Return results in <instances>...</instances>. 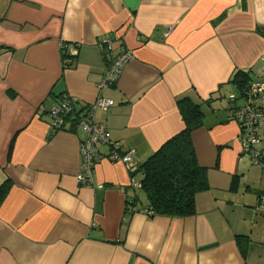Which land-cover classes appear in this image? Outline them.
<instances>
[{
  "label": "crops",
  "instance_id": "1",
  "mask_svg": "<svg viewBox=\"0 0 264 264\" xmlns=\"http://www.w3.org/2000/svg\"><path fill=\"white\" fill-rule=\"evenodd\" d=\"M259 28L264 0H0V264H264V166L229 108L231 95L244 103L236 71L264 78ZM114 33L111 53L100 42ZM120 48L133 56L100 91ZM67 95L79 111L113 98L96 118L132 151L129 165L100 161L95 185L76 178L83 130L53 128L50 108ZM184 97L204 113L191 136L209 188L193 216H150L136 169L185 129Z\"/></svg>",
  "mask_w": 264,
  "mask_h": 264
},
{
  "label": "built area",
  "instance_id": "2",
  "mask_svg": "<svg viewBox=\"0 0 264 264\" xmlns=\"http://www.w3.org/2000/svg\"><path fill=\"white\" fill-rule=\"evenodd\" d=\"M118 39L120 36L117 33L105 35L102 37L100 45L113 53L114 41ZM66 46V44H62V48ZM132 56L133 52L130 49H118L97 84L98 90L114 86ZM263 94L264 78L247 86L242 93L244 99L242 105L236 104L235 95H231L229 98V108L232 110L233 118L239 122L241 127L243 149L249 152L253 162L260 166H264V158L259 149L264 138V107L257 106L253 101ZM78 103V97L64 96L50 108V115L54 130L66 128L72 130L74 127H78L85 133L84 139L80 141L81 169L76 178L81 185H95L94 170L100 161L109 159L112 162L120 161L129 165L132 162V151H122L121 144L112 140L106 124L96 118L98 109H108L114 105L113 98L99 95L93 103L87 104L81 111L77 107ZM106 144L109 145L110 151L104 154L100 146ZM97 187H102V185ZM260 201L264 205V194L261 195Z\"/></svg>",
  "mask_w": 264,
  "mask_h": 264
},
{
  "label": "trees",
  "instance_id": "3",
  "mask_svg": "<svg viewBox=\"0 0 264 264\" xmlns=\"http://www.w3.org/2000/svg\"><path fill=\"white\" fill-rule=\"evenodd\" d=\"M264 34V28L258 29ZM236 71L233 80L239 84L241 92L249 83ZM185 119V129L167 141L157 152L151 155L136 169L142 172V189L149 198L147 210L154 215L189 217L196 214V195L209 188L207 170L198 163L191 133L202 125L204 113L200 105L191 98L179 100ZM125 151V150H123ZM10 187L6 181L0 186V195L4 196ZM238 246L245 256L248 235L236 236Z\"/></svg>",
  "mask_w": 264,
  "mask_h": 264
},
{
  "label": "rangeland",
  "instance_id": "4",
  "mask_svg": "<svg viewBox=\"0 0 264 264\" xmlns=\"http://www.w3.org/2000/svg\"><path fill=\"white\" fill-rule=\"evenodd\" d=\"M138 192H139L140 196H142L143 198H146V197H144V194H145V193H143V192L140 191V190H139Z\"/></svg>",
  "mask_w": 264,
  "mask_h": 264
}]
</instances>
